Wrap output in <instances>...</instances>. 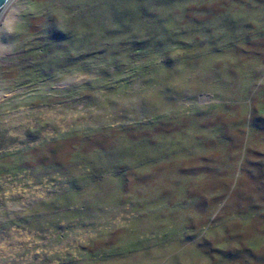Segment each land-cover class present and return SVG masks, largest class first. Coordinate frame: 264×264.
Returning a JSON list of instances; mask_svg holds the SVG:
<instances>
[{
	"label": "rangeland",
	"instance_id": "1",
	"mask_svg": "<svg viewBox=\"0 0 264 264\" xmlns=\"http://www.w3.org/2000/svg\"><path fill=\"white\" fill-rule=\"evenodd\" d=\"M0 264H264V0H15Z\"/></svg>",
	"mask_w": 264,
	"mask_h": 264
},
{
	"label": "water",
	"instance_id": "2",
	"mask_svg": "<svg viewBox=\"0 0 264 264\" xmlns=\"http://www.w3.org/2000/svg\"><path fill=\"white\" fill-rule=\"evenodd\" d=\"M15 0H0V20Z\"/></svg>",
	"mask_w": 264,
	"mask_h": 264
},
{
	"label": "trees",
	"instance_id": "3",
	"mask_svg": "<svg viewBox=\"0 0 264 264\" xmlns=\"http://www.w3.org/2000/svg\"><path fill=\"white\" fill-rule=\"evenodd\" d=\"M34 49V48H33ZM35 49H39L38 51H40L41 53H45L46 52V49L45 47H41V46H38V47H35ZM34 49V50H35ZM33 51V50H32ZM31 51H28V54H30Z\"/></svg>",
	"mask_w": 264,
	"mask_h": 264
},
{
	"label": "bare ground",
	"instance_id": "4",
	"mask_svg": "<svg viewBox=\"0 0 264 264\" xmlns=\"http://www.w3.org/2000/svg\"><path fill=\"white\" fill-rule=\"evenodd\" d=\"M10 7V6H9Z\"/></svg>",
	"mask_w": 264,
	"mask_h": 264
}]
</instances>
